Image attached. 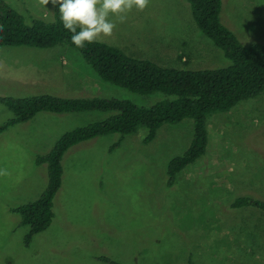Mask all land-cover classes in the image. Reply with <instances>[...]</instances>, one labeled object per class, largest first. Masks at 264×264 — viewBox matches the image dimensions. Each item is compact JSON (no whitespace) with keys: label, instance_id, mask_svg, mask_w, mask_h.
<instances>
[{"label":"rangeland","instance_id":"obj_1","mask_svg":"<svg viewBox=\"0 0 264 264\" xmlns=\"http://www.w3.org/2000/svg\"><path fill=\"white\" fill-rule=\"evenodd\" d=\"M2 1L27 22L53 21L51 3ZM221 2V22L242 44H264V0ZM100 43L167 68L230 64L198 29L185 0H150ZM42 95L114 98L139 107L168 99L104 82L67 45L49 51L0 47V99ZM112 114L40 112L0 134V168L10 172L0 177V264H107L103 258L118 264H264V212L232 208L240 196L264 201V92L208 116L205 154L171 184L167 166L188 148L191 119L163 125L147 144L139 128L70 147L61 161L52 222L25 245L28 228L12 209L37 200L47 187L46 165L36 164L37 157L64 134ZM12 118L0 103V125Z\"/></svg>","mask_w":264,"mask_h":264},{"label":"trees","instance_id":"obj_2","mask_svg":"<svg viewBox=\"0 0 264 264\" xmlns=\"http://www.w3.org/2000/svg\"><path fill=\"white\" fill-rule=\"evenodd\" d=\"M192 18L201 33L219 48L230 61L229 66L217 69L181 70L156 65L147 60L127 57L120 50L100 42L86 44L77 49L64 29L57 6H53V21L25 18L0 0V47H30L51 49L67 45L76 50L83 61L104 82L142 95L160 92L168 99L149 107H139L130 101L114 98H60L51 95L26 98L0 99L13 114V118L0 125V134L8 127L31 120L40 112L54 114L81 112L113 113L103 121L77 128L64 134L36 164L46 165L48 184L39 198L17 206L12 212L21 217L28 228L25 245L36 234L46 230L53 219V200L62 180L61 161L72 146L90 139L146 130L143 143L151 142L163 125H174L184 119L193 121V136L188 148L170 160L167 166L169 184L176 175L195 163L206 152L208 133L206 119L211 114L226 112L239 102L264 92V44H242L220 19L221 0H185ZM258 198V197H257ZM255 207L264 212V201L251 195L240 196L233 209ZM107 264H118L101 259Z\"/></svg>","mask_w":264,"mask_h":264},{"label":"clouds","instance_id":"obj_3","mask_svg":"<svg viewBox=\"0 0 264 264\" xmlns=\"http://www.w3.org/2000/svg\"><path fill=\"white\" fill-rule=\"evenodd\" d=\"M42 6H57L64 29L77 49L86 44L111 38L117 23H125L133 11L143 12L150 0H38ZM7 168H0V177H7Z\"/></svg>","mask_w":264,"mask_h":264},{"label":"crops","instance_id":"obj_4","mask_svg":"<svg viewBox=\"0 0 264 264\" xmlns=\"http://www.w3.org/2000/svg\"><path fill=\"white\" fill-rule=\"evenodd\" d=\"M41 50V49H40ZM46 51H49V49H46ZM42 54H46L45 56H43L42 58H46V57H48V53L47 52H43ZM40 56V55H39ZM93 97H97V96H93ZM38 114H40V113H38ZM37 114V115H38ZM57 115H60V114H57ZM36 116V115H35ZM34 116V117H35Z\"/></svg>","mask_w":264,"mask_h":264}]
</instances>
